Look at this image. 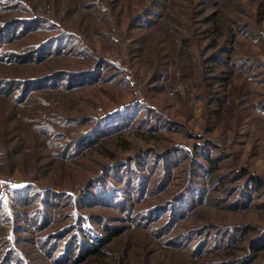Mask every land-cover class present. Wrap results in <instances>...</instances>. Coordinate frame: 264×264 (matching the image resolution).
I'll list each match as a JSON object with an SVG mask.
<instances>
[{
	"label": "trees",
	"instance_id": "1",
	"mask_svg": "<svg viewBox=\"0 0 264 264\" xmlns=\"http://www.w3.org/2000/svg\"><path fill=\"white\" fill-rule=\"evenodd\" d=\"M263 57L264 0H0V176L31 161L0 184V264H43L38 238L54 264H108L135 231L143 262L264 264L263 173L209 137L264 115ZM169 97L198 104L200 132L149 102ZM136 140L162 147L122 156ZM243 214L260 220L230 222ZM17 224L37 234L24 247Z\"/></svg>",
	"mask_w": 264,
	"mask_h": 264
},
{
	"label": "rangeland",
	"instance_id": "2",
	"mask_svg": "<svg viewBox=\"0 0 264 264\" xmlns=\"http://www.w3.org/2000/svg\"><path fill=\"white\" fill-rule=\"evenodd\" d=\"M96 47L97 44H96ZM253 49V53L255 54L257 52V54L259 53V57L262 58L260 52L261 50L258 47L252 46ZM264 58V57H263ZM264 74L260 75V78H263ZM260 78H255L254 79V91H261L263 90L264 92V84H256L255 82L257 80H259ZM252 85V86H254ZM253 91V92H254ZM1 98V97H0ZM253 99H256L255 97H253ZM148 100V98H147ZM149 101V100H148ZM150 103L156 105V107L161 108V111H163L164 113L167 114H171L172 113L175 115V117L173 116V119L178 121V122H184L187 124L188 128H191L192 130H194L195 132H200V119H201V112H200V108L198 106V104L194 105L189 103V110H186L182 104H180L179 101H176L175 99H173L172 97L166 98L164 100H160V99H154L149 101ZM170 112V113H169ZM248 117L245 118L242 122V127L239 130V134L238 135H234L233 132L231 130H228L225 134L223 133H218L215 132L214 135L210 137V139H212L213 141L216 142V144L221 145L222 147H217V148H224L225 151H228L231 153V155H233V157H237L238 158V162L242 163H248L249 167L257 173H263L264 176V115L257 113L255 110L250 109L248 112ZM153 117V116H150ZM261 122L263 126H261L260 128H258L256 126L255 123H259ZM165 136V134H164ZM159 141V140H156ZM138 140H136V143H134L131 148L129 150H127L124 154H122V156L131 154L132 152H135L134 154H138L141 153L145 148H149V149H155L156 147H158L159 149L162 147L160 145H145V144H138L137 143ZM7 149V148H6ZM21 152H18L16 155L12 156V158L9 156V161L12 163V170L14 172H12L15 176H17L16 174V169L17 168V164L20 165L21 169L24 168H28L31 165V161L29 159V157L26 156H20ZM118 156L121 155V153L118 152L117 154ZM139 164H144L146 163V156L143 157H139ZM40 164L44 165L45 169H42L41 171H46L47 169L50 168V172H53V174L48 177L46 184L47 185H57V177H58V173H60L61 168L59 165H56L55 163L52 166H49L47 163L45 162H41ZM51 169H54L53 171ZM19 170V171H20ZM16 171V172H15ZM44 172H42L43 174ZM46 173V172H45ZM5 174H0V175H6ZM12 176V177H11ZM13 175H9L8 177L5 176H0V184H3L4 186H9L10 189H16L18 188L22 182V180L18 177H15ZM15 177V178H14ZM68 179H70V176H66L63 179L60 180V190L64 191V189H66V187L70 188V182H67ZM40 185V181H37ZM123 182V181H122ZM126 182L124 181V184L122 187H125ZM38 185L39 188H41ZM130 187H132L131 189H129V186H126L125 192L126 194H122L121 196L123 197V201H129V199H133L134 197H136V195H138V192L143 193L145 185H143L142 183H136L135 181H133L130 185ZM134 193V196H132V194ZM137 193V194H136ZM54 203V202H52ZM57 203V202H55ZM117 203H121L120 200L117 201ZM53 216H49V219H51ZM254 218L256 222H258L256 219H259V217H254L252 215H248L246 216L245 214L243 215H239V216H235L233 215V218L231 219L230 222L233 223H239L240 220H248V219H252ZM254 219H252L254 221ZM260 220V219H259ZM262 223L264 224V221H262ZM2 224V222L0 223V225ZM7 227V226H6ZM16 229H20V231H18L15 234L16 239L20 238L22 239L21 241H19V244L22 245V247H24L27 243H28V237L26 236L27 234L33 235L34 237H37L36 233H31L28 232V230H26L23 226V224L16 225ZM28 229H30L28 227ZM8 227L7 228H3L0 226V235L5 234L8 231ZM32 231V230H29ZM43 233V232H42ZM45 233V232H44ZM225 234H228V236L233 237L236 234L232 233V232H225L222 233L221 236L223 237ZM212 237L214 238H210L209 242H213L216 241L217 237L214 233L211 234ZM43 238V237H41ZM26 240V241H25ZM25 241V242H23ZM181 241V240H180ZM41 242L43 243V245L41 246ZM147 241L140 237L138 234H136L135 231V235H132L131 233L126 234L125 236L119 238L114 244L113 248H112V255H109L107 261L108 264H117L118 262L121 261V259H123V253L127 254L124 260V264H160L159 262V258L156 257H152L150 254L148 255V261L147 262H143L145 261V257H144V247L141 244H145ZM182 242V241H181ZM53 243V241H49V239H46L45 241L43 239H36V242L33 244L37 245L39 247H41V253H39L38 251L36 252L38 255V260L43 263V264H54V262L57 260V254L59 253L60 249H56V243L55 242L52 245V249H51V244ZM59 243V242H58ZM135 243V244H134ZM183 244V242H182ZM55 245V246H54ZM60 246H62V244L59 243ZM184 247H185V243H184ZM157 251V249L155 250V252ZM118 257V259H117Z\"/></svg>",
	"mask_w": 264,
	"mask_h": 264
}]
</instances>
